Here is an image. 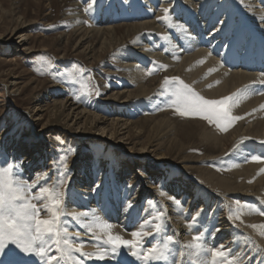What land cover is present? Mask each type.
Returning a JSON list of instances; mask_svg holds the SVG:
<instances>
[{
    "label": "bare ground",
    "instance_id": "6f19581e",
    "mask_svg": "<svg viewBox=\"0 0 264 264\" xmlns=\"http://www.w3.org/2000/svg\"><path fill=\"white\" fill-rule=\"evenodd\" d=\"M181 1H184L183 4L188 10L185 13L175 11L174 0H142L139 8L144 5L150 7L148 13L147 10H143L146 14L137 12L140 20L120 26L125 28V40L131 43V57L120 64L130 75L129 85H138L139 92L131 94L130 91H120L103 99V101L124 104L125 108L137 102L139 104L135 106L136 108L143 106L145 111L150 110L151 117L147 115L146 120L152 121L150 132L155 135L149 144L137 151L139 142H131V139L134 140L133 134L138 138L142 131L138 132L132 122L123 119L113 120L106 127H100L106 124L104 118L75 108L65 99L53 103L52 113L47 119L44 115H40L42 108L37 105L26 115L34 118V122L42 124V129L52 128L68 134L84 128L82 132L74 135L78 139L97 128L98 134L101 135L93 138L102 140L106 133V142L112 145L114 141L119 144L125 143V146L130 147L125 148L124 153L131 160L137 161L135 163L141 164L143 157L152 155L156 159L157 168L166 169L171 166L174 173L179 171L190 176L193 167L186 162L192 161V158L182 157L179 163L169 162L164 158L168 154L162 153V145L158 143L162 137H166V134L167 137L173 135V119L180 117L174 110H165L169 106L166 97L160 94L162 82L165 78L178 77L207 100H221L239 91L240 101L232 109V115L240 116L242 119L236 120L227 131L221 132L203 119L185 117L200 126V152L207 153L205 160L216 161L225 166L226 170L201 171L198 180L188 185L186 189L170 185L160 190L158 186L149 183L147 177L131 176L130 192L134 191L137 185L138 188L130 199L131 193L126 190H124L126 194L122 191L121 195L115 190L108 194L103 192L96 194L95 189L99 187L100 182L98 181L94 189H90L87 187L91 183L89 178L80 177L78 179L82 183L77 184L85 186L80 190L73 187L72 190L82 194L79 196L81 203L78 204L74 200L71 201L75 203L66 201L67 215L62 218V224L68 229L71 240L84 245L83 252H94L96 249L93 245L97 242L91 233L72 220L73 214L87 213V217H81L84 223H88L95 214L113 225L114 234L130 240V233L136 231L141 223L148 218H150L148 221L153 220V217L147 214L148 204L140 211L141 198L144 195L147 197L152 195L162 209L160 223L163 225V230L159 235L153 233L145 237L144 247L148 248L157 241L162 242V238L166 236L173 238L168 260L159 261L157 264H173L174 261L178 264H194V262L199 264L195 256L188 254L184 245L192 240L193 235L200 233L204 234L205 244L209 250L223 246L230 254L229 258L239 257V264H252L255 255H259L253 264H264V234H262L264 228L260 227L264 226V214L258 215L264 211V172L261 171L264 169V143H262L264 142V108L261 107L264 105V24L261 26L259 22L263 20L261 15L264 14L262 13L264 0H231L233 4L229 2L227 4L231 9L219 8V11L224 13V19L206 35H204L205 27L215 21L216 11L211 14L210 9L205 8L199 13L198 7L202 8L205 5V3L201 4L203 0ZM156 4L160 6L153 9ZM76 6L79 8L80 5L76 4ZM164 8L169 9L168 22L173 23L172 15H174V19H183L181 22L185 20L186 25H183L185 28L181 27L182 25L175 27L166 25L165 21L162 22L159 18L164 16ZM256 8H260L259 11H255ZM82 12L84 14V8ZM77 17L78 15L73 20L78 19ZM198 19L204 20L201 25ZM229 20H235L234 30L232 25L228 26ZM224 22L226 24H222ZM118 28V26H100L92 30H75L74 36L78 38L76 46L82 49L89 59L94 60L97 52L87 39H97L101 53L108 54L109 51H115L124 44L122 39L115 38ZM171 33H173L172 37ZM3 38L0 36V41L3 42ZM17 39L16 44L20 46L19 49L26 45V40L22 36L18 35ZM124 59L126 58H122L121 62ZM161 65L165 67L161 68ZM152 66L154 68H151ZM147 68L153 71L161 70V77L147 79ZM184 122L189 124L187 121ZM24 153L23 163L26 165L33 166L34 162L38 161L28 151ZM253 156L261 157V161H253ZM19 178L27 182L20 173ZM180 181L185 182L184 179ZM37 182L38 180L34 183ZM120 182L119 180L118 183ZM185 196L188 197V201L182 207L181 203ZM220 205L224 209L218 214ZM76 206L82 210H78ZM249 208L257 211L250 213ZM186 214H191L192 220L195 217V221L188 222L185 218ZM253 214L255 216H252ZM237 215L239 219L236 218ZM130 223L132 226L128 227ZM251 225L258 227L254 229ZM76 233H79V236H76ZM46 248L48 256H59L55 245H46ZM72 256L82 264H142V261L131 255L127 248H121L115 256L109 253L103 261L86 259L75 252ZM39 259V264H44L36 253H25L12 244H8L3 251H0V264H36ZM210 259V253L200 257V261ZM53 264L56 262L53 261Z\"/></svg>",
    "mask_w": 264,
    "mask_h": 264
},
{
    "label": "rangeland",
    "instance_id": "374dc122",
    "mask_svg": "<svg viewBox=\"0 0 264 264\" xmlns=\"http://www.w3.org/2000/svg\"><path fill=\"white\" fill-rule=\"evenodd\" d=\"M90 2L93 4L91 13L86 14L84 11L83 14V8L87 7ZM141 2L142 0H81V2L79 0H0V36L4 37V43L0 41V167L9 163L18 165V173L28 183H34L41 175L47 176V186L63 179L65 183L60 190L63 192L65 208L68 207L67 202L81 203L79 196L82 194L72 190L73 187L80 190L85 186L77 184L78 182L82 183L78 179L80 177L89 178L91 183L87 187L90 189H94L98 181L100 182L99 187L95 189L96 194L102 192L108 194L113 190L119 194L122 191L126 194L124 191L126 190L131 193L130 199L138 188L137 185L134 191L130 192L129 179L131 176L147 177L148 182L158 186L160 190L170 185L186 189L188 185H192L195 180H198L197 177L201 171L226 170L225 166L216 161L205 160L207 153L200 152L201 130L199 124L182 116L173 119V135L167 137L168 134H166V137H162L158 143L162 145V153L168 154L164 158L169 162L179 163L182 157L192 158V161L186 162L190 167H193L189 173L190 176L179 171L174 173L171 166L166 169L157 168L156 159L152 155L143 157L141 164L135 163L137 161L131 160L124 153L125 148L130 147L125 146V143L119 144L114 141V145H112L106 142V133L102 140L93 138V136L101 135V133L98 134L97 128L86 134V136L91 135L90 137L84 136L78 139L74 135L82 132L84 128L75 130V134L73 131L67 134V132L62 133L57 129H42V124L34 122V118H29L26 115L37 105L42 108L40 115H44V118L47 119L52 113L53 103L62 102L65 99L75 108L104 118L106 124L100 125V127H106L113 120L123 119L132 122L138 132L142 131L138 138L134 134L132 135L134 140L131 139V142H139V146L136 147L137 151L153 141L151 139L155 133L153 135L150 132L152 121L146 120L151 117L150 110L145 111L143 106L136 108L135 106L139 104L137 102L131 107L125 108L124 104L103 101L106 96L120 91H130L131 94L139 92L138 85H129L130 75L120 64L125 63L127 58L131 57V43L129 40H125V28L120 26L140 20L137 12L148 13L150 7L144 5L139 8ZM228 2L233 4L231 0L202 1L201 4L205 3V5L202 8L198 7L199 13L203 12L205 8L210 9L211 14L216 11L215 21L212 25L205 27L204 35L224 19V13L220 12L219 8H226ZM183 3L184 1L174 0L176 12L185 13L188 11ZM76 4L80 5L79 8ZM159 6L160 4H156L153 9ZM227 8L231 9V7ZM259 9L256 8L255 11H259ZM143 10H147L146 13ZM77 15L78 19L74 21L73 19ZM261 18L263 20H259V22L263 26L264 14L261 15ZM182 20L174 19V15H172L173 23L168 20L161 21H165L166 25L175 27L182 25L181 27H184L186 22L185 20L181 22ZM203 21L198 19L200 25ZM222 24H226V22ZM227 24L228 26L232 25L234 30L235 20H229ZM100 26H118L115 38L122 39L124 44L115 51L103 54L97 39L89 38L87 42L97 52L94 60H91L83 53L82 49L76 46L78 38L74 36V31L78 29L92 30ZM18 35L26 40V45L20 49L18 48L20 46L16 44ZM170 36L172 37L173 33ZM41 58L43 59L41 60ZM122 58L126 59L121 62ZM147 70L146 74L151 71L150 75L147 74V79L161 77V70L153 71L148 68ZM85 90L90 94H84ZM97 92L99 95L96 94ZM165 110L173 109L169 107ZM199 120L201 119L199 118ZM23 151H28L30 155L33 154V157L38 161L34 162L33 166L26 165L23 163V157H25ZM135 154L137 155V153ZM181 179H184L185 182L180 181ZM119 180L120 183H118ZM44 183L43 180L38 181L37 187L33 188V193ZM122 199L127 200L128 198ZM141 199L140 211L148 204L146 205L148 207L147 214L153 217L152 222L160 223V220L155 218L160 217L162 209L155 202V196L144 195ZM235 200L237 199L235 198ZM187 201L188 197L185 196L181 206L184 207ZM76 208L82 210L79 206ZM223 209L224 207L221 205L218 206V214ZM44 215L42 212V216ZM191 217V214L185 215L188 222H193ZM131 226L130 223L128 227ZM258 256L255 255L252 264L255 263ZM39 263L40 259L36 264Z\"/></svg>",
    "mask_w": 264,
    "mask_h": 264
},
{
    "label": "snow or ice",
    "instance_id": "6c2138e0",
    "mask_svg": "<svg viewBox=\"0 0 264 264\" xmlns=\"http://www.w3.org/2000/svg\"><path fill=\"white\" fill-rule=\"evenodd\" d=\"M92 7L93 4L88 3L84 8L85 13H89ZM168 12L169 9L164 8V16L159 19L167 20ZM147 74L150 75L151 71ZM84 94L90 93L85 90ZM96 94L99 95L98 92ZM160 94L166 97L168 106L176 114L206 120L222 132L227 131L236 120L242 119L240 116L232 115V109L240 101L239 91L221 100H207L194 92L178 77H172L164 79ZM261 107L264 108V105ZM252 160L260 162L261 157L253 156ZM261 171L264 172V169ZM37 180H43L45 183L33 193V188L37 187V183L21 180L18 165L9 163L0 167V251H3L8 244H12L25 253H36L44 264H53V261L56 264H61V262L82 264L72 256L74 252L86 259L103 261L109 253L115 256L121 248H127L131 255L142 261V264H157L159 261L168 260L171 253L170 245L173 243L171 236L163 237L162 242L152 243L148 248L144 247V238L153 233L159 235L163 230L162 223L145 220L136 231L130 233L131 239L129 240L119 234H114L113 225L95 214L88 223H84L81 219V217H87V213L73 214L72 220L91 233L97 242L93 245L96 249L94 252H83L84 245L71 240L68 229L62 224V218L67 213L64 207L63 192L60 188L65 181L60 179L53 185L47 186L46 175H41ZM42 211L46 214L44 217H42ZM256 211V209L249 208L250 213ZM259 214H264V211ZM236 218L239 219V215ZM155 219L160 220L161 217ZM251 227L255 229L258 226L251 225ZM260 227L264 228V226ZM76 236H79V233H76ZM46 245H55L59 256H48ZM184 248L188 250L190 256L197 258L199 264H239V257L229 258L230 254L224 250L223 246L209 250L206 247L203 233L193 235L192 240L184 245ZM208 253L211 259L200 261V257ZM173 264H178V262L174 261Z\"/></svg>",
    "mask_w": 264,
    "mask_h": 264
}]
</instances>
